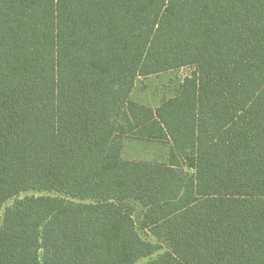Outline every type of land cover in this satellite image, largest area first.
<instances>
[{
  "label": "trees",
  "instance_id": "16d2710c",
  "mask_svg": "<svg viewBox=\"0 0 264 264\" xmlns=\"http://www.w3.org/2000/svg\"><path fill=\"white\" fill-rule=\"evenodd\" d=\"M145 258L264 264V0H0V264Z\"/></svg>",
  "mask_w": 264,
  "mask_h": 264
},
{
  "label": "rangeland",
  "instance_id": "374dc122",
  "mask_svg": "<svg viewBox=\"0 0 264 264\" xmlns=\"http://www.w3.org/2000/svg\"><path fill=\"white\" fill-rule=\"evenodd\" d=\"M194 67H183L181 69L163 72L147 77H139L132 92V99L149 107H157L163 101L174 96L180 84L186 76L192 74ZM170 152L169 144L158 142H141L127 140L123 149V156L126 159L135 160H157L167 161ZM37 191H29L23 195H40ZM13 203V199L8 205ZM138 228L146 239H151V235L145 232L139 223V214L136 215ZM164 250V247L161 251ZM154 255L153 257H155ZM149 258L140 260L137 264L145 263Z\"/></svg>",
  "mask_w": 264,
  "mask_h": 264
},
{
  "label": "crops",
  "instance_id": "0c3cea01",
  "mask_svg": "<svg viewBox=\"0 0 264 264\" xmlns=\"http://www.w3.org/2000/svg\"><path fill=\"white\" fill-rule=\"evenodd\" d=\"M127 140H129V139H126L125 141H124V145H125V143L127 142ZM130 140H132V139H130ZM136 141H138V140H136ZM142 142V141H141ZM124 149V148H123Z\"/></svg>",
  "mask_w": 264,
  "mask_h": 264
}]
</instances>
